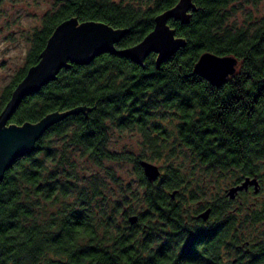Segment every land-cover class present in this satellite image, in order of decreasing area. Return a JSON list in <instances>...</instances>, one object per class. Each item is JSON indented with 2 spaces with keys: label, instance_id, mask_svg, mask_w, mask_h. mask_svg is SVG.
Listing matches in <instances>:
<instances>
[{
  "label": "trees",
  "instance_id": "1",
  "mask_svg": "<svg viewBox=\"0 0 264 264\" xmlns=\"http://www.w3.org/2000/svg\"><path fill=\"white\" fill-rule=\"evenodd\" d=\"M180 1L58 0L30 34L26 66L4 92L0 114L64 22L76 19L125 30L117 45L122 50L141 43L156 18ZM240 1L191 0L187 20L171 19L168 24L185 45L160 65L157 54L144 66L104 54L90 65L62 70L54 82L23 102L10 126L36 125L79 108L86 111L48 128L33 152L19 159L0 182V264H146L135 261L137 255L128 245L145 241L146 234L140 236L123 220L133 213L163 219L169 195L197 192L195 183L169 164L170 156L227 169L226 148L214 146L212 131L213 119L221 113L224 122L229 88L213 86L195 72L200 58H236L237 74L228 82L247 83L233 87L239 92L235 96L248 98L249 106L258 105L252 113L264 115V16L238 25ZM167 121L174 132L163 126ZM115 131L139 134L142 154L133 158L113 150ZM218 140L224 144V135ZM142 160L161 163L168 181L161 176L150 182L140 167ZM127 161L134 164L139 189L115 197L109 185L119 181L111 166ZM85 167L98 172L87 180ZM101 171L109 182L100 178ZM221 254L219 240V259Z\"/></svg>",
  "mask_w": 264,
  "mask_h": 264
},
{
  "label": "flooded vegetation",
  "instance_id": "2",
  "mask_svg": "<svg viewBox=\"0 0 264 264\" xmlns=\"http://www.w3.org/2000/svg\"><path fill=\"white\" fill-rule=\"evenodd\" d=\"M17 4L15 0H0L2 44L9 41V7L16 9ZM236 74L237 69L230 77ZM224 85L229 88L225 100L226 129L221 113L219 118L213 119L212 137L215 147L226 148L227 169L223 172L210 163L186 161L183 164L186 172L182 175L188 176V183H195L196 193L189 189L187 193L179 190L169 195L163 219L133 213L123 220L130 223L129 228L136 227L140 236L146 234L145 241L128 244L132 254L137 255L134 257L138 263L264 264V115L252 113L257 111L258 105L249 106L248 98L235 96L239 92L233 87L247 86V83L227 81ZM260 101L258 99L257 103ZM222 135L224 144L218 140ZM161 172L168 181L167 173ZM204 213H208L206 218ZM131 217H137L134 224L130 222ZM219 240L222 242L220 259Z\"/></svg>",
  "mask_w": 264,
  "mask_h": 264
},
{
  "label": "water",
  "instance_id": "3",
  "mask_svg": "<svg viewBox=\"0 0 264 264\" xmlns=\"http://www.w3.org/2000/svg\"><path fill=\"white\" fill-rule=\"evenodd\" d=\"M192 7L191 0H181L176 8L156 18L153 31L141 43L122 50L117 45L127 35L125 30H115L95 22L80 24L76 19L61 24L41 54L39 63L28 71L0 114V182L19 159L33 152L36 142L48 128L69 115L86 111L79 108L65 114L50 115L36 125L10 126V121L27 98L54 82L62 70L72 65H90L104 54L128 59L139 66H144L151 54H157L158 64H162L185 45L183 40L176 39L169 21H186ZM237 64L234 57L205 54L197 63L195 72L213 86L221 87L235 74ZM140 167L150 182H156L162 176L160 167L149 161H141ZM207 215L204 213L203 217ZM136 220L137 217L130 218L132 224Z\"/></svg>",
  "mask_w": 264,
  "mask_h": 264
},
{
  "label": "rangeland",
  "instance_id": "4",
  "mask_svg": "<svg viewBox=\"0 0 264 264\" xmlns=\"http://www.w3.org/2000/svg\"><path fill=\"white\" fill-rule=\"evenodd\" d=\"M55 1L58 2V0H15L16 4L19 3L16 9L9 7V41L4 44L0 43V96L15 75L25 67L27 55L31 48L30 34L35 29L40 28L43 16L54 9ZM237 7L239 11L235 20L240 26L245 24L250 17L259 19L264 16V0H241ZM163 126L174 132L171 122H164ZM141 145L142 139L137 133L115 131L112 135L111 148L120 153L130 154L133 158H137L142 154ZM170 157L169 164L185 173L183 164H185L186 161L184 160L186 159L182 158L184 159L182 161L178 156L172 155ZM151 163L161 166V163ZM85 168L84 177L87 180L91 179L90 175L92 173L98 172L94 167ZM111 169L112 172H115L119 181L118 183L112 182L109 185L111 191L115 193V197L122 193H129V189H139L136 171L132 162H122L113 167L111 166ZM99 176L102 180L109 182V178L104 171L99 172Z\"/></svg>",
  "mask_w": 264,
  "mask_h": 264
}]
</instances>
